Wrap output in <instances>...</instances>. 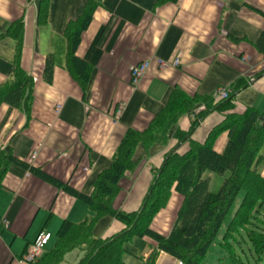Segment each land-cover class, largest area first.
<instances>
[{
	"label": "crops",
	"instance_id": "crops-1",
	"mask_svg": "<svg viewBox=\"0 0 264 264\" xmlns=\"http://www.w3.org/2000/svg\"><path fill=\"white\" fill-rule=\"evenodd\" d=\"M85 2L49 0L45 22H40V0H0V35L22 20L19 66L33 82L27 113L0 104V150L29 167L11 164L1 182L0 264H22L20 257L39 233L50 236L47 247L63 221L79 223L90 213L85 204L30 169L89 195L126 132L147 129L173 89L188 97H212L226 88L233 95L228 105L206 114L191 131L196 115L204 110L197 104L172 127L166 145L153 146L134 173L125 174L114 207L130 212L140 207L164 153L187 150L188 142L173 136L176 129L190 131L189 140L203 143L227 115H242L248 108L264 113V0H178L161 5L157 0H97L76 50L90 66L82 91L65 68L63 33ZM14 53L15 41L0 39V86L12 75ZM49 57L53 67L46 80ZM145 61L147 69L134 86L130 70ZM119 105L123 109L115 120ZM226 142V133H221L214 150L221 153ZM136 156L143 157L140 149ZM257 157L264 178V144ZM181 203L173 192L151 229L166 236L173 219L169 211ZM121 229L110 221L95 231L104 239ZM134 259L125 256L123 264ZM172 263L177 264L165 254L156 262Z\"/></svg>",
	"mask_w": 264,
	"mask_h": 264
},
{
	"label": "trees",
	"instance_id": "trees-1",
	"mask_svg": "<svg viewBox=\"0 0 264 264\" xmlns=\"http://www.w3.org/2000/svg\"><path fill=\"white\" fill-rule=\"evenodd\" d=\"M177 1L157 0V4ZM48 6L49 0H40V22H45ZM97 7V0H86L77 18L68 22L63 33L66 42L65 68L82 91L89 80L90 66L76 56V50ZM22 29L23 23L19 20L0 35V39L9 37L15 41L14 69L11 77L0 86V104L21 108L27 113L33 82L19 66ZM52 67L53 61L49 57L44 70L46 80L50 78ZM232 98L233 95H229L226 100L217 101L211 96L188 97L179 89H173L147 129L126 132L109 166L96 176L89 195L59 184L39 170L30 169L33 174L85 204L92 214L79 223L63 221L50 251L30 264H61L66 255L74 250L84 253L76 264H123L125 256L142 260L146 249V243L142 241L144 238L154 243L145 264H156L160 254L181 264H199L237 201L238 205L226 226L224 240L232 247L230 239L238 242V236L242 239L247 237L255 254L263 255L264 178L257 152L264 144V113L260 114L252 108L246 109L242 115L225 116L203 143L189 140L190 131L181 133L176 129L173 136L178 142L187 141L188 148L182 154L172 149L164 153L162 165L154 171L139 211L125 213L113 206L120 191L119 182L125 174L134 173L153 146L167 144L170 130L183 115L191 113L199 103L204 106L192 122V131L206 114L220 111ZM221 133H226L227 142L223 151L217 153L213 145ZM138 149L143 153L141 158L136 156ZM11 164L29 168L10 152L0 150V187ZM205 172L225 176L216 192L208 190V178L203 177ZM172 192L180 195L183 201L172 231L168 236H161L150 225L156 214L166 206ZM110 221L119 223L122 229L103 239L96 234V227Z\"/></svg>",
	"mask_w": 264,
	"mask_h": 264
},
{
	"label": "rangeland",
	"instance_id": "rangeland-1",
	"mask_svg": "<svg viewBox=\"0 0 264 264\" xmlns=\"http://www.w3.org/2000/svg\"><path fill=\"white\" fill-rule=\"evenodd\" d=\"M185 151H183L182 153H184ZM182 153H180V154H182ZM203 177L208 178V190L210 192H216L218 190V188L220 187L222 180L224 179L225 176H219V175H215V174H212L209 172H205ZM175 194L177 195V197L179 196L182 199V197L180 195H178L177 193H175ZM144 198H145V196H144ZM144 198H143V200H144ZM143 200H142V202H143ZM170 200H171V196H170L166 206L163 209H161L156 214V216L161 211L167 209V205H168ZM182 201H183V199H182ZM173 202H174V207H175L177 205L175 203L176 201H173ZM141 205H142V203H141ZM141 205L137 210L130 211V212L123 211V212H125V213L137 212L141 208ZM181 205H182V203H181ZM237 205H238V201L235 202V204L233 205L229 215L227 216V218L225 220V223L223 224L222 228L220 229L218 235L215 237L214 242L210 245L208 253L206 254V256L202 259V261L199 264H264V254L261 256L255 254V252L251 246V243L249 242L247 237L242 239L238 236L237 240L239 243L237 241L233 242L232 239H230V245L232 247H229L228 243L224 240V235H226V232H227L226 226L228 225V222H229L234 210L236 209ZM180 209H181V206L178 207V209L172 208L169 211V213L171 215L170 219L171 218H173V219H172V226H171V228H170V230L166 236H168L170 234V232L172 231V229L175 225L177 214L180 211ZM87 210H88V208H87ZM173 210H175L174 216H172ZM171 212H172V214H171ZM91 215H92L91 213H87V217H90ZM155 217L153 218V220L155 219ZM153 220H152V222H153ZM150 227H151V225H150ZM118 232H120V231H118ZM118 232H116L115 234H117ZM159 235H161V234H159ZM161 236H164V235H161ZM108 238H110V237H108ZM104 239H107V238H104ZM53 240L49 243V245L47 247L44 246V248L42 250L43 254L46 253V250L48 251L49 247L50 248L53 247L52 245H54V243H55V241L53 243ZM142 241H144L146 243V244L144 243L146 245L145 246L146 249L143 252L144 254H143L142 260H140L141 262L139 260L134 259V260L130 261L129 264H143V263L145 264V261L148 259L149 255L151 254V252H152L151 248L154 246V243L149 241L146 238L142 239ZM82 254H84L82 251L74 250V251H72L66 255L64 262H62L61 264H76L83 257ZM22 264H24V263L22 262ZM172 264H176V263H172ZM177 264H179V263L177 262Z\"/></svg>",
	"mask_w": 264,
	"mask_h": 264
},
{
	"label": "built area",
	"instance_id": "built-area-1",
	"mask_svg": "<svg viewBox=\"0 0 264 264\" xmlns=\"http://www.w3.org/2000/svg\"><path fill=\"white\" fill-rule=\"evenodd\" d=\"M211 2H215L216 0H210ZM148 63L142 62L136 66H133L131 68V83L132 85H137L138 81L141 79V77L144 75L146 69H147ZM161 66H166V64L161 63ZM172 66L176 67L178 66V61L175 60L172 64ZM214 100H226L229 97V91L226 88H219L217 89L213 94ZM123 109L122 105H119L117 109L115 110V116L114 119L118 120L121 114V111ZM36 154L33 153L30 156V160H33L35 158ZM50 239V236L48 234H45L44 232H41L38 234L37 238L34 240V242L27 248L25 251L22 262L24 264H30L32 262L37 261L40 256L43 254V248L46 246ZM180 264V263H179Z\"/></svg>",
	"mask_w": 264,
	"mask_h": 264
}]
</instances>
